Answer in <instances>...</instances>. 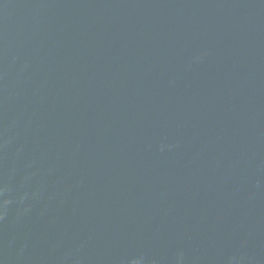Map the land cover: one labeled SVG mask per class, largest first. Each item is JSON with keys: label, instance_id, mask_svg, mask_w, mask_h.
<instances>
[{"label": "water", "instance_id": "1", "mask_svg": "<svg viewBox=\"0 0 264 264\" xmlns=\"http://www.w3.org/2000/svg\"><path fill=\"white\" fill-rule=\"evenodd\" d=\"M0 264H264V0H0Z\"/></svg>", "mask_w": 264, "mask_h": 264}]
</instances>
